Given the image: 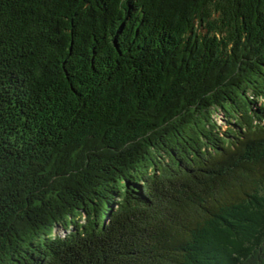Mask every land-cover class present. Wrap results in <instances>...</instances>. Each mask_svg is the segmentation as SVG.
I'll return each mask as SVG.
<instances>
[{"label":"trees","instance_id":"16d2710c","mask_svg":"<svg viewBox=\"0 0 264 264\" xmlns=\"http://www.w3.org/2000/svg\"><path fill=\"white\" fill-rule=\"evenodd\" d=\"M0 264H264V0H0Z\"/></svg>","mask_w":264,"mask_h":264}]
</instances>
